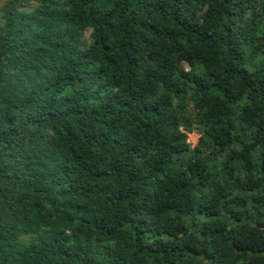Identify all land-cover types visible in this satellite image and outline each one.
<instances>
[{
	"label": "trees",
	"instance_id": "16d2710c",
	"mask_svg": "<svg viewBox=\"0 0 264 264\" xmlns=\"http://www.w3.org/2000/svg\"><path fill=\"white\" fill-rule=\"evenodd\" d=\"M0 264H264V0H0Z\"/></svg>",
	"mask_w": 264,
	"mask_h": 264
},
{
	"label": "rangeland",
	"instance_id": "374dc122",
	"mask_svg": "<svg viewBox=\"0 0 264 264\" xmlns=\"http://www.w3.org/2000/svg\"><path fill=\"white\" fill-rule=\"evenodd\" d=\"M185 68H187L186 66H184ZM199 136L196 133H192L188 135V142L189 144L194 147L198 141Z\"/></svg>",
	"mask_w": 264,
	"mask_h": 264
}]
</instances>
